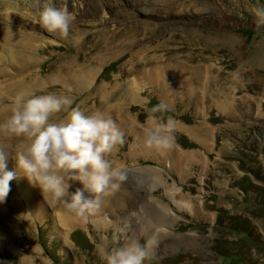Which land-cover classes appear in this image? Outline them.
<instances>
[{"label":"rangeland","instance_id":"rangeland-1","mask_svg":"<svg viewBox=\"0 0 264 264\" xmlns=\"http://www.w3.org/2000/svg\"><path fill=\"white\" fill-rule=\"evenodd\" d=\"M62 1L67 10L70 3H77L81 13L83 8L87 11L83 12L90 19L87 21L98 23V26L82 24L85 21L80 13H70L77 27H71L66 37L80 40L78 62L100 56L106 41L115 45L123 37L133 33L135 25L130 23L128 13L134 8V4L138 3L137 9L146 8L149 14L139 12V15H135L136 19L144 20L148 17L147 20L156 25L151 33H145L143 26L137 27V41L141 43L138 48L161 43L163 50L158 53H166L165 57L169 60L177 61L172 62V65L186 66L181 69L189 75L185 80L191 76L194 78L189 81L188 88L187 85L184 86L187 88L185 93H172L175 87L162 82V78H166L163 75L165 66H168L167 69L172 67L166 62L153 67L150 81L139 80L140 77H137V83L134 81L135 88L143 90L144 97L141 104H138V98L129 102L128 112L135 121L136 129L124 131L123 145L108 157L114 161V166L123 165L127 179L120 183L118 190L105 196L103 209L94 217L90 216L85 225L81 226L83 219L75 215V221L72 220L71 213L66 212L63 203L55 201L50 194H43L35 182H30L32 186L27 190L21 187V190L26 192L22 197L13 187L15 180L11 181V191L6 201L0 203V210L6 209L15 228L8 229L10 237L7 240L5 234H0V264H21L20 256L29 264H106L102 258L105 251L122 247L132 239L143 245L150 237H155L157 245L151 258L146 259L144 264H217L218 251L221 248L224 251L230 250L232 247L230 231H224L227 238L223 244L217 245L213 243L214 235L220 231L214 228L208 231L215 216L217 223L223 224L224 227L232 222L230 216L215 212L220 210V204L224 203L231 211L233 207L235 212L244 211L248 215L264 211V208L258 205H264V26L257 25L255 16V9L264 7V0H200L206 5V10L202 14L191 15H186L193 12L191 9L183 11L176 6L179 0H88L90 6L85 0ZM146 1L152 2V9L143 6ZM90 7L96 11L95 19L91 18ZM11 23L17 29L22 25L19 20ZM3 30L10 34L13 28L7 26L0 29V62L4 64L0 65V81H8L19 73L28 72L30 68L21 71L14 67L23 64L13 52L15 36L10 37L4 45H8L9 57L3 49L4 46H1ZM27 30L44 40L40 41V62L35 64L39 65V74L42 77L52 71V63L60 54L68 53L66 56H72L77 52L73 44L68 45L62 40L65 36L59 32H56L57 36L52 37L43 34L38 28ZM191 32L200 35L194 38ZM205 35H216L228 41L236 39L238 42L233 45L205 42ZM128 58L129 53H125L114 59H105L106 62L96 69L98 74L95 83L92 84L91 76L86 79L84 87L90 84L92 87L78 93L73 106H79L85 114H91L97 109L99 101L89 93L99 78V84L110 83L115 77L120 81L133 80L135 74L145 65L138 64L130 70V66L125 65ZM35 59L38 58L33 60ZM151 60L154 59L150 55L143 59L144 62ZM10 67L14 69L10 70L9 76ZM105 67L106 74L102 75L101 71ZM207 69L211 71L212 82L207 81ZM203 70L205 75L200 86L201 94L206 89L209 94L205 100H198L195 106L190 105L189 96L192 92L199 91ZM153 85L156 88H149ZM16 87L17 85H14L11 88L17 91ZM55 90L64 88L51 85L45 92L48 94ZM214 92L221 93L213 94ZM7 102L6 98L0 97L1 106ZM150 102L166 103L168 111L175 116L171 118L175 121V143L170 150L145 146L143 134L151 114L152 108L147 111ZM66 114L60 112L53 119L61 120ZM156 116L164 121L169 119L162 113H156ZM192 128L199 131V136L195 139L186 133ZM236 134H239L238 142ZM183 136L189 138L187 141L191 142L192 148L184 149ZM201 140L203 144L200 143ZM136 141L144 152L151 153L149 159L135 160L133 156L134 161H131ZM255 143V152L251 153ZM0 149L14 156L15 137L0 134ZM243 154L244 162L237 164L235 159L243 157ZM8 167L14 168L15 160L10 158ZM143 167H146L145 170H141ZM231 169L254 175L250 174V178L244 174L237 186L231 184L235 191L234 197L220 199L222 185H229ZM134 171H138V178L143 179V184L136 182L137 174ZM151 179L158 183H154L155 187L148 190L145 181L149 182ZM162 184L166 188L162 187ZM69 192H73L72 187ZM12 196L18 202L15 209H10L7 204ZM118 198L123 200L116 204ZM171 198L176 203L183 204L184 209L172 206L169 202ZM132 207L141 209L139 220L122 223L126 230L124 237L116 228L115 232L112 227H102L104 218L113 221V216L119 211L121 216L127 217ZM161 208L167 215H171L169 225ZM90 220L100 221L102 224L98 230L90 229L89 234ZM238 220L239 218H235V222ZM66 224L69 227L63 230ZM0 229L6 231L3 224H0ZM107 233L115 237L118 235L119 239L115 238L114 241ZM33 247L37 250H33ZM252 247L255 246L243 244L245 249ZM256 250L262 251L261 248ZM234 263L239 264L237 260H234Z\"/></svg>","mask_w":264,"mask_h":264},{"label":"clouds","instance_id":"clouds-1","mask_svg":"<svg viewBox=\"0 0 264 264\" xmlns=\"http://www.w3.org/2000/svg\"><path fill=\"white\" fill-rule=\"evenodd\" d=\"M255 16L257 25L264 26V7L255 9ZM39 20L48 32H59L65 37L74 23L68 10L55 6L54 0H44ZM168 110L164 102L151 109L145 129L146 147L173 148L175 121L156 116ZM62 111L67 113L66 118L54 120ZM0 131L27 140L14 156L0 149V203L11 191L10 182L23 174L43 194L62 202L67 213L87 221L100 211L102 198L118 190L127 179L123 165L114 166L108 158L123 145L124 131L102 110L85 114L79 106L74 107L68 95L20 92L13 100L10 116L0 124ZM10 158L15 160L12 169L8 167ZM70 181L79 182L81 187L70 193ZM115 238L118 240L119 236ZM156 245L155 237L143 245L132 239L122 247L105 251L102 258L106 264H144Z\"/></svg>","mask_w":264,"mask_h":264},{"label":"bare ground","instance_id":"bare-ground-1","mask_svg":"<svg viewBox=\"0 0 264 264\" xmlns=\"http://www.w3.org/2000/svg\"><path fill=\"white\" fill-rule=\"evenodd\" d=\"M88 5L90 6V3L88 0ZM180 2L176 3V6L183 11H189L191 9L193 12L186 13V15H191L193 13H200L204 12L206 10V5L200 2V0H179ZM232 2V0H228ZM44 0H0V20L2 23H0V29H5L7 26H11L13 28L12 32L9 34L6 30H3V39L1 46H4L8 43L9 38L12 36H15V39L13 41V52L14 55L23 63L18 64L14 67H17L21 71H26L28 68L29 71L25 73H19L16 77L8 80V81H0V97L6 98L7 103L3 106L0 105V124H3L7 118L11 114V110L13 107V100L17 94L20 92H30L34 94L42 93L47 94L45 91L46 89L51 85H60L64 88V90H58L54 91L52 93L57 94H64L72 97L73 104L75 97L78 96V93H83L85 90H88L90 87H92V84L95 83V77L98 74L96 72V69L103 64V62H106L105 59H114L116 57H119L125 53H129V58L125 65L130 66V70L133 68V66L138 64L145 65L143 68H141L136 74L135 78L132 80H122L118 77H115L114 80L110 83H100L99 79L98 82H96L95 87L92 89V91L89 93L91 97L97 98L99 101V106L96 110H102L107 115H110L120 126V128L123 131H133L136 129L135 121L128 112L129 109V102L135 101V99L138 98V104H141L144 100V97L142 96V91L140 89L135 88V82H138L137 77H140L139 80L143 81H150V76L153 70V67L160 64V63H166L169 62L172 65V62L177 63L176 60H169L165 55L159 54V50H163V45L161 43H156L155 45H150L149 47H141L140 41H137L136 36L139 33V30L137 29L138 26H143L145 33H151L155 30L156 25L148 21V17H145L144 20H137L135 15H139V12L141 14H149L146 8L137 9L138 3L134 4V8L130 10L128 13L129 20L131 24L135 25V31L131 33L128 36L123 37L117 44L113 45L112 42L106 41L101 49L100 56H96L94 58L86 59L83 62H78V51L81 48V43L78 38L75 37H63L62 40L68 44H73L76 47V54L72 56H66L68 53L60 54L55 61L52 63V71L47 74L45 77L40 76L39 72L40 69L38 68L39 65L35 66V64H38L40 62L39 58V49L42 48V45L40 44V41H44L40 36L36 35L35 33H30L29 29H36L38 28L43 34L49 35V36H57V33H50L45 28L41 26L40 20H39V12L43 6ZM55 6L57 7H64L65 4L62 0H54ZM144 7H148L152 9V2L146 1V3L143 5ZM91 8V18L95 19L96 11L94 8ZM83 12L86 11L84 8L82 9ZM69 13H80L83 17L82 24L86 25H97L98 23H93L87 20H90L83 12L81 13L80 7L77 3H70L69 4ZM87 12V11H86ZM19 20L22 22V25L18 26V29L16 26L11 23V21ZM72 27L76 28L77 23H73ZM191 31V29H190ZM192 36L194 38H197L200 34H196L191 32ZM142 35V34H141ZM140 35V36H141ZM197 35V36H195ZM80 37V35H77ZM205 42L209 41L211 43H219V44H227L233 45L234 43H237L238 41L236 39H232V41H228L225 39H221V37L216 35H205ZM55 44V43H53ZM17 47L19 49L17 50ZM5 53L10 57V51L8 48V45L3 47ZM32 51V53H31ZM148 55L151 56V61L144 62L143 59L147 57ZM35 57L38 59L33 60ZM22 58V60H21ZM103 58V59H102ZM177 59H181V57H176ZM32 60V61H30ZM36 61V62H34ZM34 62V63H31ZM34 64V65H30ZM0 65L3 66L4 64L0 62ZM23 65H27V67H21ZM31 66V67H30ZM213 66V65H210ZM186 66H180V65H172L170 69H167L168 66H165V73L163 74L166 76V78H162V82L165 83V85H173L175 89L172 91V93H179L183 94L186 92V89L188 88V83L191 79L194 78V76H191L188 80H185L186 76H189L181 69ZM14 68L10 67L8 68L9 76L11 75L10 70H13ZM167 69V70H166ZM129 70V71H130ZM102 75L106 74V67L103 68L101 71ZM205 75V71H202V76L199 81V91L192 92L189 96V104L190 105H196L197 101L200 99H206L208 90L206 89L203 94H201V82L202 78ZM207 75L208 80L212 82V74L209 69H207ZM89 76L92 77V84H90L88 87H84V83L86 79L89 78ZM8 79V78H7ZM28 79V80H27ZM135 81V82H134ZM81 82V83H80ZM80 84V85H79ZM14 85H17V91H14L11 87ZM187 85V88L184 86ZM192 85V84H191ZM149 87V88H154ZM156 88V87H155ZM192 88H194V85H192ZM159 90V89H158ZM79 91V92H77ZM221 92H214L213 94H219ZM180 96V95H179ZM11 102V103H9ZM153 102H150L148 105V109H151ZM95 110V111H96ZM94 111V112H95ZM64 112V111H62ZM128 112V113H127ZM67 115V114H66ZM66 116L63 118L65 119ZM149 126V124H147ZM137 132H138V125H137ZM188 132V133H187ZM199 131L196 130V128H192L186 133L188 136L192 138H197L199 136ZM0 134H5L8 136H12L6 132L0 131ZM15 137V150L13 151L14 155L17 151L22 150L23 146L27 143L26 138L24 137ZM143 137L145 139V132L143 134ZM180 137V136H179ZM187 139H189L187 136H183V147L184 149H190L192 148L191 142H188ZM200 143L203 144V140L200 141ZM136 141L134 145V152L131 153V161L138 160V159H149L151 156L150 152H144L142 146ZM133 156L135 158L133 159ZM114 162V161H113ZM146 167H143L141 170H145ZM137 174L136 182L143 184L141 180L142 178H138V171H134ZM145 181V180H144ZM23 174H20L17 179H15V183L13 187L20 193L22 197L25 196L26 192H23L21 190V187L25 190L29 189L32 185ZM28 183V184H27ZM72 185L73 192L75 191V188L81 187L80 183L77 181H70ZM147 189L151 190L155 187L154 183L156 182L154 179H151L149 182H146ZM23 184V185H22ZM149 184V185H148ZM22 185V186H21ZM162 187L166 188L164 184L161 185ZM18 187V188H17ZM173 190V188H172ZM47 194V193H45ZM121 194H124V192H121ZM106 196V195H105ZM105 196L102 198V203L105 200ZM173 198L169 199V202L172 204V206H178V209H184L183 204H178L175 202V200H172ZM123 200L122 198L116 199V204ZM8 207L10 209H15L18 207V202L14 196H12V199L7 203ZM103 209V204L100 210ZM139 210L140 208H133L130 212V214L125 217L121 216L122 213L117 212L115 216H113V221H110L109 218H104L103 224L100 221H88V231L90 234V229L94 228L95 230L100 229V226L102 224V227L104 228H116L118 233H121L122 236H125V228H123L122 223L126 221L130 222H136L139 220ZM162 212H164V209L161 208ZM170 211V210H169ZM99 213V212H98ZM97 213V214H98ZM71 219L74 220L73 215L71 214ZM167 217V225L170 224L171 215L165 213ZM94 217V215L92 216ZM75 221V220H74ZM0 224H3L6 228V231H3L0 229V234H5L6 239L10 237L8 235V229H14L15 225L13 221H10L9 219V213L6 211V209L0 210ZM79 224V223H78ZM85 225V220H83V223L81 226ZM69 227V225L66 224V226L63 228V230H66ZM62 230V231H63ZM115 230V232H116ZM106 233V232H105ZM63 234V233H62ZM109 236L110 233H107ZM106 234V235H107ZM65 237V236H64ZM28 240H32L33 238H27ZM107 241L109 243V239L107 237ZM128 243V242H127ZM124 246V245H122ZM33 250H37L35 247H33ZM103 256V253H102ZM54 259V258H53ZM19 262L21 264H29L26 260H22V257L20 256Z\"/></svg>","mask_w":264,"mask_h":264},{"label":"crops","instance_id":"crops-1","mask_svg":"<svg viewBox=\"0 0 264 264\" xmlns=\"http://www.w3.org/2000/svg\"><path fill=\"white\" fill-rule=\"evenodd\" d=\"M248 133L249 132H247V134ZM236 136L239 137V134H236ZM230 216H232V212H231ZM253 218H254V221H253L252 225H253L254 232H255V242L257 243V242L264 239V220L262 219L261 211L253 214ZM237 227H239V228L244 227L245 229L249 230L251 228V223L245 224L242 222V223L238 224ZM219 231H220L219 234L214 235V239H215L216 244L218 243V241L223 240V228L221 227ZM248 254H250L253 257H256L258 255V258L260 259V261H264V250L263 249H262V251H257L255 249H252V250L248 251Z\"/></svg>","mask_w":264,"mask_h":264},{"label":"trees","instance_id":"trees-1","mask_svg":"<svg viewBox=\"0 0 264 264\" xmlns=\"http://www.w3.org/2000/svg\"><path fill=\"white\" fill-rule=\"evenodd\" d=\"M158 104H152L151 108L155 107ZM166 118L172 117L173 115L170 112H164L162 113Z\"/></svg>","mask_w":264,"mask_h":264}]
</instances>
